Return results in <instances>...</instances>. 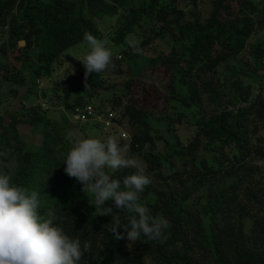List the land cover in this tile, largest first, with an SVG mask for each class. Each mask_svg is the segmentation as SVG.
<instances>
[{
  "label": "trees",
  "instance_id": "1",
  "mask_svg": "<svg viewBox=\"0 0 264 264\" xmlns=\"http://www.w3.org/2000/svg\"><path fill=\"white\" fill-rule=\"evenodd\" d=\"M198 1L0 0V28L7 34L0 44V86L5 83L13 98L22 90L31 110L25 121L40 136L36 143L24 141L18 120H6L0 104V151L14 164L0 174L36 191L42 215L52 211L67 235L82 247L90 244L80 264H264V37L248 41L264 30V0H211L206 18L187 16L184 3ZM105 17L114 19L113 44L130 70L121 91L93 104L94 95L109 88L110 75L93 73L85 80L84 67L75 60L78 74L67 70L54 89L70 117L35 105L37 80L51 78L65 51L82 43L86 32L100 39ZM131 36L146 51H134L127 41ZM166 36V48L147 50ZM249 44L251 73L235 77L238 72L227 61ZM221 65L230 71L222 78L216 74ZM41 92L45 95V89ZM105 98L109 107L102 105ZM86 104L97 113L112 111L116 122L126 121L128 139H121V146L142 161L151 181L138 202L169 221L163 243L143 236L135 243L115 239L103 227L114 219L97 214L92 194L65 173L68 121L75 106ZM188 118L192 129L184 138L173 125ZM73 121L84 123L80 128L102 126L94 118ZM155 137L164 150L152 149ZM135 171L122 168L109 175L122 185ZM128 216L118 209V232L124 235Z\"/></svg>",
  "mask_w": 264,
  "mask_h": 264
},
{
  "label": "clouds",
  "instance_id": "2",
  "mask_svg": "<svg viewBox=\"0 0 264 264\" xmlns=\"http://www.w3.org/2000/svg\"><path fill=\"white\" fill-rule=\"evenodd\" d=\"M109 45L108 39L86 32L81 44L84 50L78 55L68 54L83 65L85 80L90 74L114 67ZM69 135L70 147L63 160L65 173L82 185L81 191L92 194L96 209H103V215L112 214V208L102 207L109 200L114 201L116 209L129 214L128 224L123 227L126 235L118 232L121 226L115 216L114 223L103 227L117 240L135 243L143 236L163 243L169 221L164 216H153L148 207L138 202L139 194L151 183L144 168L126 154L114 136L102 141L77 133ZM122 168L136 169L123 178V187L107 172ZM38 195L12 183L9 175L0 174V264H80L91 250L90 244L85 242L82 247L78 238L67 235L54 222L52 211L42 215Z\"/></svg>",
  "mask_w": 264,
  "mask_h": 264
},
{
  "label": "rangeland",
  "instance_id": "3",
  "mask_svg": "<svg viewBox=\"0 0 264 264\" xmlns=\"http://www.w3.org/2000/svg\"><path fill=\"white\" fill-rule=\"evenodd\" d=\"M210 1L211 0H199L196 4L185 2L183 8L187 16H191V13L193 12L196 14L198 18L204 19L209 14V11L211 8ZM113 22H114V19L105 17L102 19V23L99 24V28H101L100 39H108L110 41L109 46L111 47L113 51L114 67L110 66L107 70L103 71V73L110 75V77L107 79L109 88L97 92L94 95L93 99L91 100L93 104H96L98 101H100V97H102V95L107 96L112 92L113 93L120 92L122 89V82L124 78L130 74L128 64L123 58V55L120 56V54H118L120 53L119 51H117L119 46L116 44L115 45L113 44L114 33L110 25ZM6 35H7L6 31L0 28V44L6 38ZM257 37H264L263 29L256 30L249 37L248 39L249 43L253 42L255 38ZM167 40H168L167 36L163 39H156L154 45H151V44L147 45V50L153 49L156 52L157 50L166 48L168 46ZM127 41H129L132 45H135V50L139 49L140 52L146 51L143 48H140L141 46L137 43V39L135 37L131 36L127 39ZM17 44L22 46L24 44V41L19 40ZM81 44L82 43L73 45L65 51L64 57L62 58V62L60 63L59 66H56L54 68V73L51 78L49 79L41 78L37 80V84L39 87L38 97H37V101H33V102H35L34 104L39 106L40 108L47 109L50 115H54L57 117L60 115V110L65 111L68 117H70L71 115L70 108H66L64 106L63 99H61L60 95H57L54 92V89H58L56 87L55 82L60 80L65 75L67 70H69L70 73H74L75 75L78 74V70L74 67V61L76 59L68 54H76V55L80 54L84 50L81 47ZM250 48L251 47L249 44L248 47L242 53H240L238 56L234 57L233 59H230L229 61H227V65L232 66L236 72L240 73V74L237 73L235 77L242 76V72H245L248 74L251 73L252 62L250 58ZM229 73L230 71L226 69L224 65H221L217 69V72H216V74L220 75L221 78L222 76L229 75ZM261 77L264 78V69H261ZM42 88L45 89V95H43L41 92V90H43ZM261 89L264 92V79L261 80ZM65 92L66 94L70 93L68 86L67 87L65 86ZM25 100L26 98L24 99L21 89L19 90L18 96L13 98L11 95L7 94L5 83H3L0 86V104L5 109V115H4L5 119L6 120L11 119V118L17 119L19 133L21 137L23 138V140L27 142L36 143L39 141L40 136L33 134L30 130L29 124L27 123V121H25L26 119L25 116L28 115V113H30L31 111L30 109H27L26 107L28 105L27 104L28 100L26 101ZM108 103L109 101L106 98L103 99L102 101L103 106L109 107L110 105H108ZM175 110L176 109L174 107H170L169 113H174ZM190 110L186 108V112H187L186 114H190L191 112ZM190 121L191 119L188 118L186 123L184 121L175 123L173 125L174 132L177 135L184 137L185 132L188 130L191 131L192 129V127L190 126L191 125ZM155 123L156 124L154 127L157 128V130L158 129L160 130L161 127L158 126L159 123L157 122ZM80 124L83 125L84 123H78V122L75 123V121H73L72 118L69 119L68 121L69 131L67 132V136L69 138H70L69 134L71 133L81 134L86 138L93 137V138L101 139L102 141L105 140L109 136H114L118 139L120 147L123 148L126 152V146H121V139L123 138L120 136V132L127 133V137H124L125 139L123 140V142L126 143L128 139V129L126 127V121L117 122V123L115 122V125H113V127H116L117 130L114 132L109 131L110 129H113L112 127H104V126L100 127L96 125L91 126L90 124H86L84 127L80 128ZM155 141H156V144H154V147L153 145H151L152 149L155 152L164 150L163 143L157 140V138L155 139ZM6 154L7 153L4 152L3 150L0 151V172L2 171L3 168L11 169L14 165L12 158L6 161L3 160L2 156H6ZM135 159L143 168L145 167L139 158L136 157ZM255 162H257L259 165H263L261 160L255 159ZM110 171L111 169H107L108 174ZM102 207L112 208V214L107 215L108 217L112 219H114V216L115 218L117 217L118 209L115 208L114 201L112 200L106 201ZM95 210L97 214L103 215V209H96L95 207Z\"/></svg>",
  "mask_w": 264,
  "mask_h": 264
},
{
  "label": "built area",
  "instance_id": "4",
  "mask_svg": "<svg viewBox=\"0 0 264 264\" xmlns=\"http://www.w3.org/2000/svg\"><path fill=\"white\" fill-rule=\"evenodd\" d=\"M74 120L84 122L89 118H94L99 121L104 127H112L115 125L114 113L112 111L97 113L91 104L84 106H75L72 110ZM117 123V122H116ZM122 138L127 137V133L120 132Z\"/></svg>",
  "mask_w": 264,
  "mask_h": 264
}]
</instances>
